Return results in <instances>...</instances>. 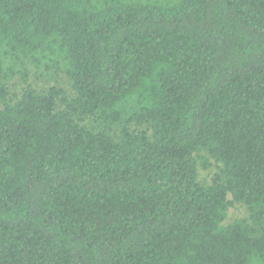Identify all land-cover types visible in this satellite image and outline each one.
I'll return each mask as SVG.
<instances>
[{
    "label": "trees",
    "instance_id": "obj_1",
    "mask_svg": "<svg viewBox=\"0 0 264 264\" xmlns=\"http://www.w3.org/2000/svg\"><path fill=\"white\" fill-rule=\"evenodd\" d=\"M0 264H264V0H0Z\"/></svg>",
    "mask_w": 264,
    "mask_h": 264
},
{
    "label": "rangeland",
    "instance_id": "obj_2",
    "mask_svg": "<svg viewBox=\"0 0 264 264\" xmlns=\"http://www.w3.org/2000/svg\"><path fill=\"white\" fill-rule=\"evenodd\" d=\"M33 83L35 87L38 88L39 90H46L48 87H52V86H59L65 89L66 91H68L69 89L67 80L61 75L55 76L54 74H52V75L44 76L41 79L33 77ZM214 171L215 168L208 171L199 170V180H201V182L203 181L209 182L210 177L214 173ZM245 217H246L245 208L242 205H235L234 207L229 209L226 223H230L234 220L243 219Z\"/></svg>",
    "mask_w": 264,
    "mask_h": 264
}]
</instances>
